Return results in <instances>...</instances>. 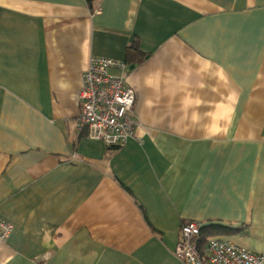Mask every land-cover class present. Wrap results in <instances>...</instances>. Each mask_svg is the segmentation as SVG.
<instances>
[{"label":"crops","instance_id":"1","mask_svg":"<svg viewBox=\"0 0 264 264\" xmlns=\"http://www.w3.org/2000/svg\"><path fill=\"white\" fill-rule=\"evenodd\" d=\"M95 58L135 93L114 151L79 126ZM0 218V264H183L189 222L264 255V0H0Z\"/></svg>","mask_w":264,"mask_h":264},{"label":"built area","instance_id":"2","mask_svg":"<svg viewBox=\"0 0 264 264\" xmlns=\"http://www.w3.org/2000/svg\"><path fill=\"white\" fill-rule=\"evenodd\" d=\"M125 70V63L92 59L80 96V128H88L92 140L111 150L123 148L135 136L138 126L133 110L135 93L126 86ZM203 228L199 222L183 226L175 248V255L183 264H264V255L244 251L223 238L203 241ZM12 231L13 227L0 218V242H5Z\"/></svg>","mask_w":264,"mask_h":264},{"label":"trees","instance_id":"3","mask_svg":"<svg viewBox=\"0 0 264 264\" xmlns=\"http://www.w3.org/2000/svg\"><path fill=\"white\" fill-rule=\"evenodd\" d=\"M136 45H137V43H135L133 48H131L129 50V53H128L129 56L132 58L134 63L140 61L139 59H138V61L136 60L137 54L134 53V51L136 50V47H137ZM225 233L226 232H224L223 230H220V228H217V227H206V228H203L201 231V239L206 242V240L209 239L210 237H215V236H219V235L222 236Z\"/></svg>","mask_w":264,"mask_h":264},{"label":"bare ground","instance_id":"4","mask_svg":"<svg viewBox=\"0 0 264 264\" xmlns=\"http://www.w3.org/2000/svg\"><path fill=\"white\" fill-rule=\"evenodd\" d=\"M97 59H99V58H97ZM86 74V73H85ZM83 91V90H82ZM82 93V92H81ZM80 96H81V94H80ZM81 100V99H80ZM138 127V126H137ZM137 130V129H136ZM89 133H90V131H89ZM136 133V132H135ZM94 141V140H93ZM99 142V141H98ZM107 147V146H106ZM108 148V147H107ZM109 149V148H108ZM121 149V148H120ZM110 151H114V150H118V149H109Z\"/></svg>","mask_w":264,"mask_h":264}]
</instances>
